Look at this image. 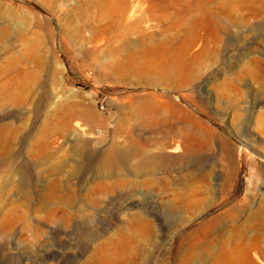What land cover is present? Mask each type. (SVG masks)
<instances>
[{
	"label": "rangeland",
	"instance_id": "rangeland-1",
	"mask_svg": "<svg viewBox=\"0 0 264 264\" xmlns=\"http://www.w3.org/2000/svg\"><path fill=\"white\" fill-rule=\"evenodd\" d=\"M219 1L0 0V264H264V8Z\"/></svg>",
	"mask_w": 264,
	"mask_h": 264
},
{
	"label": "bare ground",
	"instance_id": "bare-ground-1",
	"mask_svg": "<svg viewBox=\"0 0 264 264\" xmlns=\"http://www.w3.org/2000/svg\"><path fill=\"white\" fill-rule=\"evenodd\" d=\"M254 1L260 3V5L264 8V0H220V4H230L233 3L237 8H242L247 4H253ZM197 7L200 9L199 18L202 20H207L210 24H215V19L212 14L209 12L208 8H206L201 1L198 2ZM211 30H215V28L210 27Z\"/></svg>",
	"mask_w": 264,
	"mask_h": 264
}]
</instances>
